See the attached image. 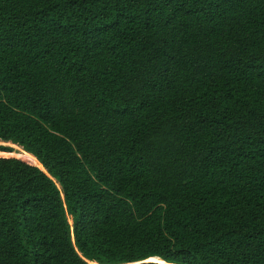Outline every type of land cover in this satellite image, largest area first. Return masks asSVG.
Masks as SVG:
<instances>
[{"label":"trees","instance_id":"obj_1","mask_svg":"<svg viewBox=\"0 0 264 264\" xmlns=\"http://www.w3.org/2000/svg\"><path fill=\"white\" fill-rule=\"evenodd\" d=\"M0 142V264H264V0H0Z\"/></svg>","mask_w":264,"mask_h":264},{"label":"rangeland","instance_id":"obj_2","mask_svg":"<svg viewBox=\"0 0 264 264\" xmlns=\"http://www.w3.org/2000/svg\"><path fill=\"white\" fill-rule=\"evenodd\" d=\"M0 145H5V146H8V147H12L13 149H15L17 152H20L22 149L18 148L17 146H12L11 144H8V143H0ZM70 223H72L70 221Z\"/></svg>","mask_w":264,"mask_h":264},{"label":"bare ground","instance_id":"obj_3","mask_svg":"<svg viewBox=\"0 0 264 264\" xmlns=\"http://www.w3.org/2000/svg\"><path fill=\"white\" fill-rule=\"evenodd\" d=\"M0 143H3V142H0ZM8 144H11V143H8ZM11 145H12V144H11ZM12 146H14V145H12ZM28 156L31 157L33 160L36 161V159H35L33 156H31V155H29V154H28ZM152 262H154V261H152Z\"/></svg>","mask_w":264,"mask_h":264},{"label":"water","instance_id":"obj_4","mask_svg":"<svg viewBox=\"0 0 264 264\" xmlns=\"http://www.w3.org/2000/svg\"><path fill=\"white\" fill-rule=\"evenodd\" d=\"M156 259V258H155ZM158 261H161L160 259H158ZM148 262V261H147ZM162 262V261H161ZM157 263H159V262H157ZM163 263V262H162Z\"/></svg>","mask_w":264,"mask_h":264}]
</instances>
